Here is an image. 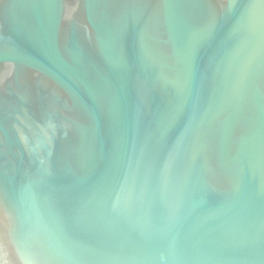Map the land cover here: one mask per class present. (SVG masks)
Wrapping results in <instances>:
<instances>
[{"label": "water", "instance_id": "water-1", "mask_svg": "<svg viewBox=\"0 0 264 264\" xmlns=\"http://www.w3.org/2000/svg\"><path fill=\"white\" fill-rule=\"evenodd\" d=\"M0 264H264V0H0Z\"/></svg>", "mask_w": 264, "mask_h": 264}]
</instances>
